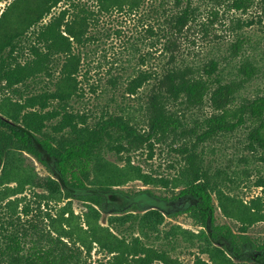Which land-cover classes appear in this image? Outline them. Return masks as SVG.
<instances>
[{"label": "trees", "instance_id": "16d2710c", "mask_svg": "<svg viewBox=\"0 0 264 264\" xmlns=\"http://www.w3.org/2000/svg\"><path fill=\"white\" fill-rule=\"evenodd\" d=\"M145 1L98 0L99 13L137 12ZM61 3L68 5L52 14ZM255 4L256 0H216L217 6L241 13ZM156 9L166 38L167 61L157 72H141L128 88L135 93L146 83L151 85L147 130L121 115L91 124L86 116L69 110L74 95L71 80L81 71V57L73 44L85 42L98 19L95 12L77 0H14L3 11L0 89L5 87L13 95L0 98V208L9 210L10 219L29 216L30 190L37 198L44 227L0 218V264H85L94 249L111 256L107 264H151L153 260L179 264L166 250L148 246L139 236L129 240L115 232L132 226L149 239L160 234L166 222V212L155 207L134 203L128 210L115 209L120 195L128 196L120 187L133 181L179 189L173 200L166 201H183V207L166 215L187 214L200 230L174 224L164 238L199 243L200 252L209 260L199 259L195 264H264V242L248 233L249 227L264 221L263 209L215 186L194 163L169 180L145 173L130 159L120 166L105 155L108 139L116 134L119 151L127 153L170 140L172 144L190 140L192 148H186L189 158L195 159L193 148L240 130L248 131L250 150L264 152V92L246 95L261 69L245 54L246 40L239 37L229 48V58L240 59L237 65L227 62L225 66L226 58L214 57L199 64L189 62L180 55V39L198 20L194 0H162ZM30 36L36 42L28 47ZM27 55L30 59L22 62L21 57ZM58 56L65 58L58 89L25 98L19 86L26 87L40 76L52 78L53 60ZM188 113L201 117L189 123ZM138 194L154 196L151 190ZM215 198L222 213L241 224L239 232L217 223ZM105 214L109 215L107 225L102 223Z\"/></svg>", "mask_w": 264, "mask_h": 264}, {"label": "rangeland", "instance_id": "374dc122", "mask_svg": "<svg viewBox=\"0 0 264 264\" xmlns=\"http://www.w3.org/2000/svg\"><path fill=\"white\" fill-rule=\"evenodd\" d=\"M12 1L14 0H0V18ZM77 1L87 11L95 12L98 19L94 20L85 42L73 44L74 52L81 57V71L75 81L71 80L74 95L69 100V110L86 116L91 124L109 116L121 115L130 119L141 130H147L146 107L151 95V85L146 83L135 93H129L128 88L141 72H157L167 61L163 53L166 38L162 36L161 22L155 12L162 0H146L137 12L126 9L113 10L108 14L99 13L98 0ZM67 5L68 3L59 4L52 14H58ZM194 5L198 10V20L180 39V55L187 61L198 64L214 57L226 58L227 61L223 63L225 66L227 62H230L232 66L237 65L240 59L232 57L230 59L229 48L239 37L244 38L246 40L245 54L261 69L259 77L249 85L246 95L254 96L257 92H264V1L256 0L255 6L247 13L226 10L223 5L217 6L216 0H194ZM215 10L218 13L213 16L212 13ZM50 17L45 22L49 21ZM29 38L31 39L28 47L36 42L32 36ZM28 59L30 55L21 57L22 62ZM64 59V56H58L53 60L54 76L52 78L40 76L31 80L26 87L19 86L22 95L26 98L46 90L53 92L58 89L57 83L63 77L61 70ZM0 90V98L13 95L5 87H1ZM14 98L19 99L18 96ZM25 100L22 99V102ZM57 104V100L53 102L54 106ZM51 108L50 106L48 109ZM198 116L201 117L199 113ZM194 117L188 113L186 120L192 123ZM60 120L61 118H58L53 123ZM247 136L248 131L240 130L220 137L211 144L193 148L197 158L190 159V149L187 150L189 147L192 148L190 140L187 141L188 144L181 139L172 144L170 140L164 144L156 143L127 153L119 151L118 137L115 134L112 139H108L105 155L120 166L130 159L135 165L142 167L145 173L169 180L179 175L184 167H191L194 163L199 166L201 173H207L212 184L219 186L231 196L264 210V152L250 150L247 145ZM39 167L43 170L40 165ZM120 190L128 193V196L120 195V199L115 204L117 211L128 210L134 203L143 208L155 207L166 213L183 207V201H166L173 200L172 197L179 192V189H173L171 185L165 187L133 181L120 187ZM144 190H151L154 196L138 194ZM27 199L31 204L29 216H21L20 219L15 216L10 219L9 210L2 207L0 218H6V220L9 218L19 225L28 226L30 222H33L44 227L34 192L28 190ZM214 203L217 223L229 224L239 232L241 224L222 213L216 198ZM21 208L22 206L18 209L19 212ZM75 208L77 212H80L79 205L76 203ZM42 210H46L44 206ZM166 213V222L161 226V233L152 235L149 239L141 237L137 229L132 226L119 227L115 229V232L129 240L139 236L148 246L166 250L179 264H195L199 259L208 261L209 257L200 252L199 243L184 241L182 237L164 238V233L174 224L194 232L200 230L187 214L170 217ZM108 217L109 215H104L103 224H108ZM8 227L10 230L14 229L9 225ZM248 233L264 242V221L249 227ZM110 258V255L94 249L92 255L85 258L84 263L107 264ZM151 264H163V262L153 260Z\"/></svg>", "mask_w": 264, "mask_h": 264}]
</instances>
